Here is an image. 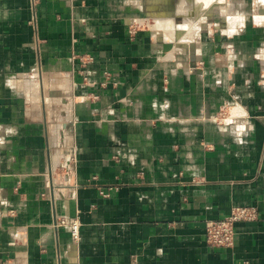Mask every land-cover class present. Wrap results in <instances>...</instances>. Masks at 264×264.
I'll list each match as a JSON object with an SVG mask.
<instances>
[{"label": "crops", "instance_id": "crops-1", "mask_svg": "<svg viewBox=\"0 0 264 264\" xmlns=\"http://www.w3.org/2000/svg\"><path fill=\"white\" fill-rule=\"evenodd\" d=\"M0 130V264H264V0H0Z\"/></svg>", "mask_w": 264, "mask_h": 264}, {"label": "built area", "instance_id": "built-area-1", "mask_svg": "<svg viewBox=\"0 0 264 264\" xmlns=\"http://www.w3.org/2000/svg\"><path fill=\"white\" fill-rule=\"evenodd\" d=\"M224 111L217 114L214 119L216 121L226 120ZM3 142L2 132L0 130V147ZM101 194L109 196L105 190H101ZM259 219V210L256 206H234L229 215L223 218L205 220V235L207 242L215 247H231L235 242V223L239 221H255ZM72 235L74 238L79 236V224L72 223Z\"/></svg>", "mask_w": 264, "mask_h": 264}, {"label": "bare ground", "instance_id": "bare-ground-1", "mask_svg": "<svg viewBox=\"0 0 264 264\" xmlns=\"http://www.w3.org/2000/svg\"><path fill=\"white\" fill-rule=\"evenodd\" d=\"M208 2H210V1H208ZM193 19H194V18H193ZM193 19H192V20H193ZM194 20H195V19H194ZM192 32H193V31H192ZM188 36H189V35H188ZM190 36H191V34H190Z\"/></svg>", "mask_w": 264, "mask_h": 264}, {"label": "clouds", "instance_id": "clouds-1", "mask_svg": "<svg viewBox=\"0 0 264 264\" xmlns=\"http://www.w3.org/2000/svg\"><path fill=\"white\" fill-rule=\"evenodd\" d=\"M11 131V130H10Z\"/></svg>", "mask_w": 264, "mask_h": 264}]
</instances>
